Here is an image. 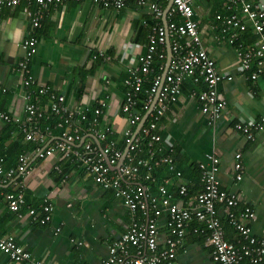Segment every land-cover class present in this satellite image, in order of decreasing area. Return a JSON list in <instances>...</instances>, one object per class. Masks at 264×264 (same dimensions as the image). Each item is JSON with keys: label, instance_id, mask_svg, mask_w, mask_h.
I'll return each instance as SVG.
<instances>
[{"label": "crops", "instance_id": "crops-1", "mask_svg": "<svg viewBox=\"0 0 264 264\" xmlns=\"http://www.w3.org/2000/svg\"><path fill=\"white\" fill-rule=\"evenodd\" d=\"M27 8L34 12L37 6L23 3L0 6V111L25 118L23 95L26 89L17 65L23 54L22 41L35 36L37 52L29 61V73L35 81L63 94L65 104L74 111L91 106L94 98L104 99L99 126L111 125L116 135L111 140L122 144L120 139L124 132L131 128L134 134L139 124L131 127L120 111L124 79L128 68L137 64L139 55L146 50L147 24L152 15L133 0H127L121 9L86 1H67L46 9L40 24L34 27ZM219 9L220 0H196L194 3V18L204 47L215 59L218 69L232 76L231 80L225 79L218 84L219 96L226 108L209 122L194 93L201 85L186 78L178 102L167 108L158 127V131L173 143V149L169 152L162 145L157 156H171L173 167L161 163L154 167L150 179L141 181L154 195L158 194V185H165L175 194V201L188 205V196L200 190V164L210 166L209 156L216 155L220 160L216 175L219 187L240 195L236 213L245 206L253 210L254 216L248 225L255 237L264 239V124L260 130H255L253 139L234 127L235 122L258 121L264 114V75L249 79L247 73L239 69L235 48L215 40L214 15ZM249 33L252 36L251 32L241 35L246 43L252 41L247 37ZM99 52L107 56H100ZM154 64L158 66L162 62ZM159 70L155 67L154 73ZM41 99L46 103L44 97ZM56 134L53 131L42 147L50 146L57 139ZM88 138L101 146L91 135ZM34 146L23 138L17 124L8 125L0 119L3 166L14 167L21 153L28 155L27 171L15 174L8 184L0 185V235L12 236L35 258L49 264H99L108 255L109 245L126 232L130 222L128 209L111 189L96 183L72 157L55 151L47 158H40ZM139 148L136 155L145 156L146 151ZM236 153L241 154L243 165L240 179L236 178L233 168ZM118 163L111 166L114 171ZM141 173L144 175L146 169L141 168ZM124 184L133 186L136 181L124 180ZM180 185L187 186L186 197L177 194ZM7 193H23L21 215L9 208L5 200ZM45 200L53 206V211L50 221L42 224L38 221L40 215L34 218L28 210L34 208L39 212ZM222 207L218 212L225 237L237 242L239 234L226 220ZM166 220V214L157 220L159 247L165 244L168 235ZM201 225L195 218L191 221L177 250L178 264H217L205 243L206 235L193 230ZM57 227H60L58 232ZM0 264L26 263L14 262L0 251Z\"/></svg>", "mask_w": 264, "mask_h": 264}, {"label": "built area", "instance_id": "built-area-1", "mask_svg": "<svg viewBox=\"0 0 264 264\" xmlns=\"http://www.w3.org/2000/svg\"><path fill=\"white\" fill-rule=\"evenodd\" d=\"M67 1H86L114 9L123 8L127 2V0H0V6L35 4L36 11L32 12L27 8L26 12L31 16L32 25L36 27L40 24L46 9ZM133 1L137 6L149 11L152 23L147 24L145 52L139 55L137 64L128 68L120 111L131 127H135L144 115L149 113L137 134L134 135L131 128L124 132L128 146L125 155L127 160L118 166L117 171L111 166L120 160L123 150L114 140H107V137L113 134L111 125L99 126L105 100L94 98L97 106L93 109V116L88 121L86 131L81 130L79 125L81 121L87 120L85 111L89 106H82L77 111L71 110L65 104L63 94L37 83L29 73V61L37 52L35 36L22 41L23 54L17 65L26 89L23 95L25 118L21 119L15 114L0 111V119L17 124L23 138L34 143V151L40 158H47L55 151L61 152L63 156L72 157L92 175L96 183L105 189H111L128 209L130 222L126 232L109 245L108 255L99 264H178L176 261L178 247L194 218L202 225L193 230L206 235L205 243L210 247L211 258L215 263L264 264V239L255 237L248 225L254 212L249 206H245L236 213L235 207L241 197L238 193L228 192L219 187L216 175L220 160L216 155L209 156L210 166L200 164L202 167L200 190L190 198L188 196V205L175 201V194L165 185H158V194L154 195L141 181L143 178L150 179L154 167L161 163L173 167L171 156H157L160 155L163 146H166L169 152L173 149V143L158 131V127L167 108L178 102L184 80L190 78L194 83L201 85L194 93L201 104V111L211 122L226 108L225 101L219 96L218 84L225 79L231 80L232 76L218 69L215 59L203 45L198 22L194 18L196 0H171L166 14V24L163 15L169 0ZM214 22L215 40L235 48L240 71L247 73L251 80L264 75V9L260 8L257 0H220V9L214 15ZM247 32L252 33V41L249 43L241 38V35ZM167 37L170 40L172 58L164 72L163 60L167 57ZM99 55L107 56L104 52H99ZM157 61H162V64L155 66L154 63ZM155 67L162 72L154 73ZM147 82L149 87L142 97V86ZM42 97L46 99V103L42 102ZM154 99V105L151 107ZM52 116L57 117L54 123L44 122ZM263 124L264 114L258 121L235 122L234 127L248 139H253L255 130H260ZM53 131L57 132V139L53 140L50 146L42 147V143L53 135ZM140 134L146 140L145 156L136 155ZM89 135L101 142V146L90 140ZM76 143L80 145L76 146ZM235 158L233 168L236 171V178L240 179L243 170L241 154L236 153ZM27 161L28 155L21 153L14 167L5 168L3 158H0V185L8 184L17 173L26 172ZM56 168L62 173L60 167ZM141 168L146 169L144 175ZM124 180L136 181V184L129 186L124 184ZM177 194L186 197L187 186L180 185ZM5 200L12 211L21 215L23 193H7ZM220 206H223L226 220L239 234L237 242L225 237L224 226L218 212ZM52 211L53 206L45 200L39 212L29 208L28 214L34 218L40 215L38 221L45 224L50 221ZM163 214L167 216L168 235L165 237V244L159 247L157 220ZM56 231H60V227H57ZM76 242L82 244L81 241ZM0 251L14 262L49 264L35 258L12 236L0 235Z\"/></svg>", "mask_w": 264, "mask_h": 264}, {"label": "trees", "instance_id": "trees-1", "mask_svg": "<svg viewBox=\"0 0 264 264\" xmlns=\"http://www.w3.org/2000/svg\"><path fill=\"white\" fill-rule=\"evenodd\" d=\"M150 23H152V20H151V22ZM147 31H148V27H147ZM247 37L248 38H252V36L250 35V33L249 34H247ZM159 62V61H158ZM160 62H162V61H160ZM163 62H164V60H163ZM160 72H162V70H159L158 72H156V73H160ZM148 87H149V83H145V84H143V86H142V97H143V95H145V91L146 90H148ZM97 106V104H96V102H93L92 104H91V106H89V108L85 111L86 112V115H87V120H84V121H81V123H80V125H79V127H80V129L81 130H85L86 131V126L88 125V121L92 118V116H93V109L95 108ZM57 120V117L56 116H52L50 119H48L47 121L48 122H50V123H54L55 121ZM7 124L8 125H12V124H15L14 122H7ZM84 131V132H85ZM84 132H83V134H84ZM114 137L116 138V135L115 134H111V135H109L108 137H107V140H111V139H114ZM139 137H140V143H139V146H140V148H142L143 149V151L145 150V148H146V140L145 139H143L142 138V135L140 134L139 135ZM121 141H122V144H118L117 143V145H118V147L120 148V149H124V146L126 145V142H125V135H123L122 136V138L120 139ZM120 145V146H119ZM141 149V150H142Z\"/></svg>", "mask_w": 264, "mask_h": 264}, {"label": "water", "instance_id": "water-1", "mask_svg": "<svg viewBox=\"0 0 264 264\" xmlns=\"http://www.w3.org/2000/svg\"><path fill=\"white\" fill-rule=\"evenodd\" d=\"M257 2H258V4H259L260 8H263V9H264V0H257ZM170 5H171V0H169L168 5H167V7H166V9H165V12H164V15H163V21H164L165 24H166V14H167V11H168ZM166 50H167V57H166V61H165V69H164V72H165V70L167 69V67H168V65H169V62H170V60H171V58H172V51H171V47H170V40H169L168 37H167V39H166ZM154 102H155V99L153 100V102H152V104H151V107H153ZM151 107H150V108H151ZM148 113H149V112H147V113L144 115L143 119L139 122V124H138V126H137V128H136V132H135V134H137V132H139L140 128L143 126V124H144V122H145V120H146V118H147ZM135 134H134V135H135ZM94 138H95V137H94ZM95 139H96V138H95ZM96 140H97V139H96ZM127 152H128V146H127V147L125 148V150L123 151V154H122V156H121V158H120V160H119V163H118L119 165H121V164L123 163V161H124V159H125V155H126Z\"/></svg>", "mask_w": 264, "mask_h": 264}]
</instances>
